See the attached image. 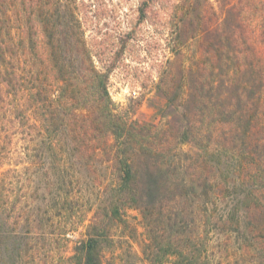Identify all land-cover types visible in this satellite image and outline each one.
Segmentation results:
<instances>
[{"label": "trees", "instance_id": "trees-1", "mask_svg": "<svg viewBox=\"0 0 264 264\" xmlns=\"http://www.w3.org/2000/svg\"><path fill=\"white\" fill-rule=\"evenodd\" d=\"M157 1L139 0V17ZM166 3L175 42L200 31V74L183 101L158 90L164 103L152 122L117 109L110 70L94 63L86 27L102 0H0V159L24 163L0 175V245L11 264H117L114 249L128 240L114 231L129 227L128 209L141 215L146 264H208L215 233L242 236L252 264H264V0ZM118 35L131 39V31ZM183 143L197 154L178 149ZM222 147L229 155L215 161ZM96 164L109 183L85 237L62 256L83 221L74 201L80 169ZM40 170L44 192L29 197L48 203L27 205L24 235L14 236V184Z\"/></svg>", "mask_w": 264, "mask_h": 264}, {"label": "rangeland", "instance_id": "rangeland-1", "mask_svg": "<svg viewBox=\"0 0 264 264\" xmlns=\"http://www.w3.org/2000/svg\"><path fill=\"white\" fill-rule=\"evenodd\" d=\"M214 3V0H211ZM99 10L92 12L90 22L86 27V38L89 49L93 52V60L100 70L109 69L108 91L112 102L118 110L130 112L132 119L158 122L160 119L157 107L164 103L158 97V90L170 91L178 95L177 100H185L187 95L197 87L200 70V31L195 33L193 39L186 42H175L171 12L166 9V0L153 3L145 18H140L137 12L139 0H102ZM98 7V6H97ZM131 31V39L121 42L118 32ZM107 33V35H104ZM104 39L105 55L96 54L98 41ZM160 82H162L160 86ZM181 101V103H183ZM190 118H196L190 115ZM18 141V140H17ZM18 143L17 146H20ZM183 152L197 154L195 147L190 143L178 145ZM221 150V151H220ZM200 154V149H199ZM229 151L223 147L219 149V156L215 161L224 162ZM220 159V160H218ZM13 158L8 163L0 159V175L8 168L22 169L24 163L18 164ZM225 165V164H224ZM97 169L89 171L80 169L81 185L74 192L76 207L82 205L83 221L75 230L68 233L69 240L66 246L59 248L62 256L72 254L75 241L85 237L86 226L89 223L97 198L103 186L109 183V170L104 165L96 164ZM231 170V168L229 169ZM40 170L37 176L30 175V179L22 178L23 184L15 183L10 200L16 204V213L10 223L11 234L22 237L25 231L24 216L27 205L45 206L43 200H34L29 194H43V174ZM229 172V171H228ZM96 175V183L92 178ZM40 185V186H39ZM50 197L47 195L46 197ZM50 203V202H49ZM230 204L232 202L230 201ZM81 207V206H80ZM126 220L129 227L117 226L114 234L116 238H126L128 245L115 247L113 254L118 258L117 264H146L141 259L139 233L143 231L141 215L136 209L126 211ZM133 228L132 233H130ZM133 237H130L132 236ZM21 241V239H20ZM246 241L242 236L215 233L209 238L206 251L208 264H252L253 250L244 247ZM10 254V253H7ZM6 250L0 245V264H11L8 261ZM128 255V256H127ZM106 258L111 253L106 252ZM5 260V261H4ZM12 260V258H11ZM12 262V261H11ZM55 264H63L56 258Z\"/></svg>", "mask_w": 264, "mask_h": 264}]
</instances>
